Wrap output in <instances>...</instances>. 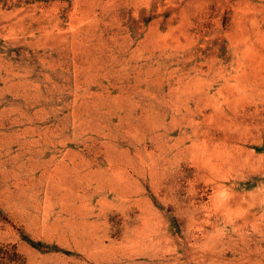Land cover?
I'll return each mask as SVG.
<instances>
[{
    "label": "rangeland",
    "instance_id": "1",
    "mask_svg": "<svg viewBox=\"0 0 264 264\" xmlns=\"http://www.w3.org/2000/svg\"><path fill=\"white\" fill-rule=\"evenodd\" d=\"M0 264H264V0H0Z\"/></svg>",
    "mask_w": 264,
    "mask_h": 264
},
{
    "label": "bare ground",
    "instance_id": "2",
    "mask_svg": "<svg viewBox=\"0 0 264 264\" xmlns=\"http://www.w3.org/2000/svg\"><path fill=\"white\" fill-rule=\"evenodd\" d=\"M239 225V224H238ZM218 239V238H217Z\"/></svg>",
    "mask_w": 264,
    "mask_h": 264
}]
</instances>
